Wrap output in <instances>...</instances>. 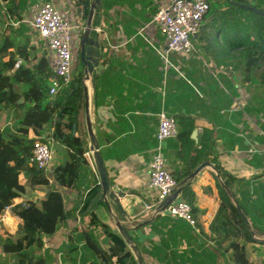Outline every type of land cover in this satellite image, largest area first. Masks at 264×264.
Wrapping results in <instances>:
<instances>
[{
    "label": "crops",
    "instance_id": "obj_1",
    "mask_svg": "<svg viewBox=\"0 0 264 264\" xmlns=\"http://www.w3.org/2000/svg\"><path fill=\"white\" fill-rule=\"evenodd\" d=\"M46 1L66 12L77 25L73 32L77 46L72 76L77 78L83 72V82L84 65L79 55L86 22L83 23L76 14L75 0ZM115 1L117 3L110 15L112 19L107 22L101 16V22L96 26L102 28V33L97 36L100 57L90 79L85 81L89 90L90 118L111 176L112 189L123 194L119 197L120 205L111 200L114 215L124 222L145 220L143 224L127 226L145 264H236L231 259V251L216 246L210 231V223L219 206L220 184L234 204L240 202L248 210L247 215L242 212L243 216L249 225L254 224L257 228L256 232L252 230L254 242L246 243L249 262L264 264V66L254 71L250 78L242 66H235V62L207 56L196 39L198 34L194 36L198 52L193 55L172 53L168 64L157 50L165 46V39L153 21L160 4L166 0ZM249 1L254 3L257 0ZM102 3L103 0L101 8ZM31 9L24 12L23 20L29 26ZM5 30L0 28L2 32ZM28 35L31 45L39 51L38 56L47 51L52 57L49 48L34 30L32 32V28H21L16 42L24 44ZM19 62H23L22 57ZM161 111L177 120L184 117L194 122L190 139L177 135L163 144L166 163L172 173L190 167L195 148H200L207 140L212 144L211 153L192 172L206 161L211 166L204 167L201 173L187 181L197 193L199 211L195 227L167 212L151 217L158 206L155 204L156 192L145 186V168L157 145L158 114ZM8 123L7 110L2 108L0 128ZM79 132L86 137L88 147L85 87ZM30 135L35 136L33 132ZM58 149L54 152L53 161ZM66 155L58 154L57 162L69 158L70 155ZM58 163L53 162L52 166ZM95 176L99 182L96 173ZM224 180H230L228 187ZM44 187H27L24 195L16 198L12 206L28 199L37 201L43 198L49 190L47 187L44 190ZM60 189L65 197V207L74 209L78 191ZM146 204L153 205V210L145 211ZM12 206L0 216L3 218L0 226L5 232L3 235L0 232L3 238L8 233H15L23 222L13 213ZM75 211V215L57 233L43 238L44 246L42 250L35 251L36 256L46 257L49 264L96 263L94 251L85 235L91 234L94 244L102 249L108 246V237L100 225H89L91 217L88 213ZM99 214L115 230L105 203ZM8 217L9 221L6 220ZM70 246L73 247L68 250ZM10 259H13L12 255L3 253L0 243V264H7L5 260Z\"/></svg>",
    "mask_w": 264,
    "mask_h": 264
},
{
    "label": "trees",
    "instance_id": "obj_2",
    "mask_svg": "<svg viewBox=\"0 0 264 264\" xmlns=\"http://www.w3.org/2000/svg\"><path fill=\"white\" fill-rule=\"evenodd\" d=\"M36 1L0 0V28L7 30L0 31V110H7L9 122L6 127L0 128V216L14 204L16 198L24 195L27 187L45 186L49 190L37 201L28 199L12 206L13 213L23 222L15 233L6 234L0 241L2 251L11 254L15 264H49L46 257L36 256L35 251L42 250L45 236L57 233L75 215V210H80L82 214L90 215L89 225H100L108 237V248L105 250L94 244L91 234L85 235L97 264V258L102 264H108L114 257L119 258L120 263L130 261L137 264L126 242L99 214L104 208L100 200L101 187L88 155L86 137L79 132L80 114L84 108L83 72L52 97L49 86L55 77L53 57L47 51L38 56L39 51L31 45L29 35L25 37L24 44L16 42L21 28H32L23 22L24 12ZM209 1L211 8L196 38L201 43V49L216 60L235 62L236 67L242 66L243 72L252 78L254 71L264 66V15L236 3H247L264 10V0L254 3L249 0ZM91 2L75 0L76 14L83 23L88 18ZM116 3L115 0H103V8H98L95 14L93 28L102 17L107 22L112 19L110 15ZM8 14L10 22L5 20ZM13 22H19V26L15 27ZM92 32V36L98 39L99 32L94 29ZM41 41L46 45L44 40ZM32 53H35L33 57ZM20 57L23 58L22 63L19 62ZM21 98L23 101H20ZM177 124L179 138L190 139L193 120L180 117ZM31 132L35 136H44L43 141L53 138L55 144H62L70 155L55 165L50 174L30 163L37 140L30 135ZM211 151L212 144L208 140L200 148H195L190 167L172 173L178 183L185 180ZM224 183L228 187L230 180H224ZM218 185L219 206L210 223L214 243L220 249L231 251V259L236 264H251L246 243L254 242L252 230L256 232L257 228L245 220L243 213L247 215L248 210L240 202L234 204L227 190ZM60 188L78 191L79 198L74 209L65 207V197ZM180 195L191 205L196 219L199 211L197 193L191 183L183 185Z\"/></svg>",
    "mask_w": 264,
    "mask_h": 264
},
{
    "label": "built area",
    "instance_id": "obj_3",
    "mask_svg": "<svg viewBox=\"0 0 264 264\" xmlns=\"http://www.w3.org/2000/svg\"><path fill=\"white\" fill-rule=\"evenodd\" d=\"M210 8L209 0H166V2L160 4L153 21L161 29L165 39V46L157 50L168 64H170L172 53L193 55L198 52L194 35L199 33ZM3 10L7 11L6 8H3ZM31 10L32 18L29 21L31 27L37 36L45 41L54 60L55 77L51 79L49 86V94L53 97L64 85L72 81L74 63L72 42L73 32L77 25L66 12L57 8L51 1L39 0L35 2ZM5 20L10 22L9 14ZM12 24L17 26L19 22H13ZM93 29L102 33L100 26ZM177 135L178 124L176 118L166 111H161L158 114L157 145L153 150L149 164L145 168V171H147L145 186L147 189L156 192V206H159L165 199L173 195L179 186L166 163L163 147L166 140ZM35 137L37 140L30 157V163L50 174L55 141L53 138H47L46 141H43L44 136ZM88 155L97 174L90 151H88ZM262 161L264 165V154ZM9 208L11 206H8L6 210ZM152 210L153 205L146 204L145 211ZM164 212L183 218L193 227L196 226L192 207L181 195ZM2 220L3 218L0 217V221ZM107 248L108 246L105 250ZM97 260L98 264H102L99 258ZM108 264H120L119 258H112Z\"/></svg>",
    "mask_w": 264,
    "mask_h": 264
},
{
    "label": "water",
    "instance_id": "obj_4",
    "mask_svg": "<svg viewBox=\"0 0 264 264\" xmlns=\"http://www.w3.org/2000/svg\"><path fill=\"white\" fill-rule=\"evenodd\" d=\"M237 5L253 11L257 14L264 15V10L258 9L257 7L247 4V3H236ZM101 6V0H92L90 5V10L88 14V18L86 20V26L82 35L81 44H80V57L81 61L84 65V80L82 84L85 87V113H86V123H87V133L89 137V151L91 152L92 159L94 161V165L98 174L99 182L98 184L101 187V197L102 200L108 207L111 216V223L114 226L116 232L120 237L126 242L129 250L133 253L136 258L137 264H145L143 260L142 253L139 249V246L135 242L134 238L130 234L127 226L129 224H143L145 220H126L125 222L119 219L114 215L113 210L111 208V200L119 203V197L123 196V194H119V192H115L112 189L110 175L108 173L105 161L101 154L98 140L96 134L93 129V125L90 118L89 112V90L86 85V80H89L91 74L93 73L96 65L98 64L100 57V41L92 36L93 31V20L95 14L97 13L98 8ZM194 36H197L195 34ZM23 101V98L20 99ZM76 129V125H75ZM74 129V133H75ZM211 166V163L206 161L200 164L185 180L179 183L177 190L173 195L165 199L161 204H159L158 208L153 211L151 217L163 213L167 207L181 194L183 185L187 183L190 179L194 178L196 175L201 173L204 167ZM148 220V218H146Z\"/></svg>",
    "mask_w": 264,
    "mask_h": 264
},
{
    "label": "rangeland",
    "instance_id": "obj_5",
    "mask_svg": "<svg viewBox=\"0 0 264 264\" xmlns=\"http://www.w3.org/2000/svg\"><path fill=\"white\" fill-rule=\"evenodd\" d=\"M76 41L77 40H75V39H73V42H72V52H73V55L76 53ZM264 68V67H263ZM56 148H59L58 149V152L59 153H57L56 154V158H55V160L53 161V162H55V163H58L57 161H58V154H60V156L62 155L63 157H64V155H66L67 153H66V150H65V148H64V146L62 145V144H55V148H54V152L56 153ZM67 156V155H66ZM67 159V157H65L63 160H66ZM53 162H52V164H53ZM60 162H61V160H60ZM57 165V164H56ZM53 167H54V165L53 166H51V169H53ZM49 177H50V179L52 180V181H54L53 180V177H51L50 175H49ZM46 189V187H44V190ZM0 232H1V234L3 235V234H5V232H4V229L0 226ZM2 236L0 235V241L2 242ZM49 238V237H48ZM5 262H7V264L9 263V262H11V264H15V262H14V260L12 259H10V260H5Z\"/></svg>",
    "mask_w": 264,
    "mask_h": 264
},
{
    "label": "bare ground",
    "instance_id": "obj_6",
    "mask_svg": "<svg viewBox=\"0 0 264 264\" xmlns=\"http://www.w3.org/2000/svg\"><path fill=\"white\" fill-rule=\"evenodd\" d=\"M6 220L9 221L10 220V217L6 218Z\"/></svg>",
    "mask_w": 264,
    "mask_h": 264
}]
</instances>
